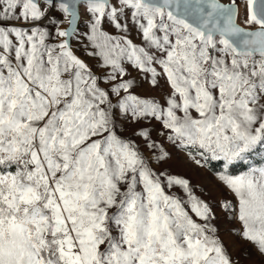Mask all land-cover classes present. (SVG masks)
I'll use <instances>...</instances> for the list:
<instances>
[{
	"label": "snow or ice",
	"instance_id": "snow-or-ice-1",
	"mask_svg": "<svg viewBox=\"0 0 264 264\" xmlns=\"http://www.w3.org/2000/svg\"><path fill=\"white\" fill-rule=\"evenodd\" d=\"M243 3L0 0V264H264V0Z\"/></svg>",
	"mask_w": 264,
	"mask_h": 264
},
{
	"label": "rangeland",
	"instance_id": "rangeland-1",
	"mask_svg": "<svg viewBox=\"0 0 264 264\" xmlns=\"http://www.w3.org/2000/svg\"><path fill=\"white\" fill-rule=\"evenodd\" d=\"M79 54L82 55V53H79ZM82 58L88 60L87 57H82ZM88 62L92 63L90 60ZM249 159H250V161L259 163L261 161V155H260L259 151L255 154H253ZM215 165L217 167H219V164L216 163ZM241 168H242V165L238 163L232 170H235V169L239 170ZM176 170L183 172L185 175L191 176L194 184L199 183L201 185H204L205 188H207L208 191L211 193L212 199H219L225 195V193L222 190H220V188L216 185V182L213 178L214 171H215L214 169H213L212 173L205 172L203 169H196L194 167H188V168L180 167ZM242 170H244V169H241L239 171H242ZM238 172H236V173H238ZM236 173H234V174H236ZM176 191L179 192V189H177ZM181 195H182V193H181ZM197 195H202V193L197 192ZM204 198L209 199V197H207V196H205ZM215 223H217L219 225V227L221 229V234L224 236V238L227 242L228 234H227L226 229L229 228L230 225L223 219V217L219 213V211H218V219H217V221H215Z\"/></svg>",
	"mask_w": 264,
	"mask_h": 264
},
{
	"label": "water",
	"instance_id": "water-1",
	"mask_svg": "<svg viewBox=\"0 0 264 264\" xmlns=\"http://www.w3.org/2000/svg\"><path fill=\"white\" fill-rule=\"evenodd\" d=\"M221 2H226V0H221ZM237 4L239 6V11L241 13V16H243L244 12H245V7H244V3L243 0H237ZM79 54V53H78ZM80 55V54H79Z\"/></svg>",
	"mask_w": 264,
	"mask_h": 264
},
{
	"label": "trees",
	"instance_id": "trees-1",
	"mask_svg": "<svg viewBox=\"0 0 264 264\" xmlns=\"http://www.w3.org/2000/svg\"><path fill=\"white\" fill-rule=\"evenodd\" d=\"M212 163H213V165H215L216 163L219 164V162H216V161H213ZM241 165H242V168L241 169H244V165L243 164H241ZM241 169H239V170H241ZM239 170H236V169L235 170H232L233 171V174L236 173V172H238Z\"/></svg>",
	"mask_w": 264,
	"mask_h": 264
}]
</instances>
